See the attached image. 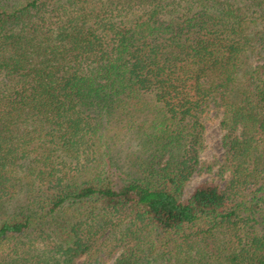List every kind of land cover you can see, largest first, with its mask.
Returning <instances> with one entry per match:
<instances>
[{
    "label": "trees",
    "instance_id": "1",
    "mask_svg": "<svg viewBox=\"0 0 264 264\" xmlns=\"http://www.w3.org/2000/svg\"><path fill=\"white\" fill-rule=\"evenodd\" d=\"M0 264H264V0H0Z\"/></svg>",
    "mask_w": 264,
    "mask_h": 264
},
{
    "label": "rangeland",
    "instance_id": "2",
    "mask_svg": "<svg viewBox=\"0 0 264 264\" xmlns=\"http://www.w3.org/2000/svg\"><path fill=\"white\" fill-rule=\"evenodd\" d=\"M222 113L210 108L201 116L203 124L202 132V149L199 153V166L196 173L184 187L183 199L187 200L193 189L200 183H213L221 189L224 188L227 180V173L222 169L224 151L221 146L223 131L220 127ZM112 134V133H111ZM112 150L109 156H104V159L110 157L112 164L120 167L122 171H131L137 169L130 168L134 154H139V141H135L133 135H119L118 139H114Z\"/></svg>",
    "mask_w": 264,
    "mask_h": 264
}]
</instances>
